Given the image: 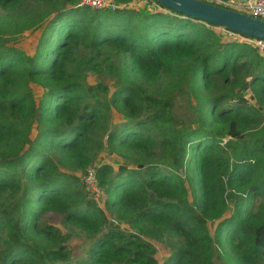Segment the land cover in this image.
<instances>
[{"label": "trees", "instance_id": "1", "mask_svg": "<svg viewBox=\"0 0 264 264\" xmlns=\"http://www.w3.org/2000/svg\"><path fill=\"white\" fill-rule=\"evenodd\" d=\"M112 1L124 5L0 0L18 29H41L32 54L0 40V264H264V62L250 36ZM161 77L175 86L145 89ZM102 151L120 164L95 165L98 201L75 171ZM47 214L93 237L83 255ZM161 237L159 263L148 238Z\"/></svg>", "mask_w": 264, "mask_h": 264}, {"label": "rangeland", "instance_id": "2", "mask_svg": "<svg viewBox=\"0 0 264 264\" xmlns=\"http://www.w3.org/2000/svg\"><path fill=\"white\" fill-rule=\"evenodd\" d=\"M141 2V1H140ZM140 4L138 2H132L129 3V5H137ZM140 11L146 12L145 7H138ZM5 14V12L0 9V40L3 44L8 46H14L19 49L24 50L27 54H32L37 39L40 35L41 29H35V30H20L17 28V26L13 25L9 20L3 18L2 16ZM84 75V79L86 82L90 84L97 83L99 81H104L108 85L111 86L112 80L103 72L101 73H92V72H86ZM175 84V83H173ZM171 81H169L166 77H161L157 79L156 84L150 85V84H144L146 90L154 89L159 90L158 87L155 88V85H161L165 89L173 88L175 85H173ZM30 88L33 94V97L35 100H38L41 96L43 90L42 88L35 84L31 83ZM247 98L249 99L250 103H255V99L253 98L252 92L247 91L246 94ZM177 100H186V96L178 97ZM264 109V107H263ZM181 114V111L179 112ZM119 119H121L120 115L113 110L112 113V122H117ZM91 164L99 166L103 164L110 165L114 170L117 169L118 165L120 164V159L112 154H107L105 151H102L98 157L95 159L94 162ZM83 171H75V174L78 176H82ZM185 185L188 188L189 196L191 197V187L187 181H185ZM7 201L5 200L4 196L0 195V207L5 205ZM45 221L49 224L54 225L55 227L59 228L62 232V234L66 238V244L69 247V251L71 252V256H78L83 255L85 252L86 247L88 246L89 242L93 240L92 236H87L84 233L80 232L78 228L69 226L67 224H64L61 222V215L59 214H47L44 217ZM115 223L119 224L123 229L130 230V227L120 220H114ZM216 225V221H211L208 223L209 231L212 233L214 231ZM150 242L153 243L154 248L156 249V258L159 261V263L162 262V260L169 254V245L165 238H156V239H150ZM215 264H229V262L222 256H215L214 257Z\"/></svg>", "mask_w": 264, "mask_h": 264}, {"label": "water", "instance_id": "3", "mask_svg": "<svg viewBox=\"0 0 264 264\" xmlns=\"http://www.w3.org/2000/svg\"><path fill=\"white\" fill-rule=\"evenodd\" d=\"M165 8L216 24L242 35L264 39V20L203 0H155Z\"/></svg>", "mask_w": 264, "mask_h": 264}, {"label": "built area", "instance_id": "4", "mask_svg": "<svg viewBox=\"0 0 264 264\" xmlns=\"http://www.w3.org/2000/svg\"><path fill=\"white\" fill-rule=\"evenodd\" d=\"M208 3L215 4L227 9L235 10L237 12L260 18L264 20V0H204ZM77 5L88 7L91 9H109L115 10L123 6L118 2L112 0H77ZM246 41L256 48L264 62V39L257 37L246 38ZM264 114V109H263ZM82 180L86 189L93 195L96 200H100L103 195V190L97 186L95 176V165H88L82 174Z\"/></svg>", "mask_w": 264, "mask_h": 264}]
</instances>
